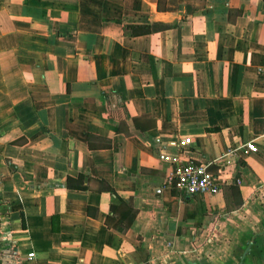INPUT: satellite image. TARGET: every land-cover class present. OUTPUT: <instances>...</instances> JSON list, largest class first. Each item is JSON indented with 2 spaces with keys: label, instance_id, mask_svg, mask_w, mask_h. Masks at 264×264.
Returning a JSON list of instances; mask_svg holds the SVG:
<instances>
[{
  "label": "crops",
  "instance_id": "crops-1",
  "mask_svg": "<svg viewBox=\"0 0 264 264\" xmlns=\"http://www.w3.org/2000/svg\"><path fill=\"white\" fill-rule=\"evenodd\" d=\"M157 1L0 0V264H264V0Z\"/></svg>",
  "mask_w": 264,
  "mask_h": 264
},
{
  "label": "built area",
  "instance_id": "built-area-1",
  "mask_svg": "<svg viewBox=\"0 0 264 264\" xmlns=\"http://www.w3.org/2000/svg\"><path fill=\"white\" fill-rule=\"evenodd\" d=\"M184 143H189V139H184ZM256 147L252 141L244 142L235 147H230L223 151L215 160L224 163L229 162V157L239 153L247 155L254 153ZM210 162L205 164H195L191 162L176 165L166 176L164 185L169 189L175 190L186 195L215 194L218 192L219 182L216 176L208 170ZM32 252L26 254L27 259H31ZM15 264H20L18 260Z\"/></svg>",
  "mask_w": 264,
  "mask_h": 264
},
{
  "label": "trees",
  "instance_id": "trees-1",
  "mask_svg": "<svg viewBox=\"0 0 264 264\" xmlns=\"http://www.w3.org/2000/svg\"><path fill=\"white\" fill-rule=\"evenodd\" d=\"M161 0L157 1V8L159 10H162L163 7L161 5ZM171 24H163L158 22H153L151 24H124L123 28L125 31L128 32L130 35H138V34H144L149 33L152 31L161 30L164 28L170 27ZM90 136L88 135L87 140L89 141ZM82 174H79L75 179L67 177L65 180V186L68 188H80L85 189L86 186L82 184ZM78 182V184L76 182ZM101 189L108 191L113 198V202L109 205V211L112 215V227L113 228H120L121 230H126L134 217V210L130 206L129 202H126L119 197L116 196L114 191L105 183L102 182Z\"/></svg>",
  "mask_w": 264,
  "mask_h": 264
}]
</instances>
